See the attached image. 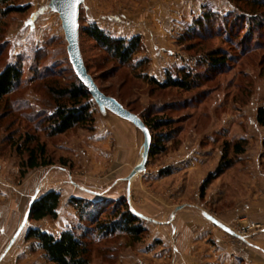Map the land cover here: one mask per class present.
<instances>
[{"label":"rangeland","instance_id":"rangeland-1","mask_svg":"<svg viewBox=\"0 0 264 264\" xmlns=\"http://www.w3.org/2000/svg\"><path fill=\"white\" fill-rule=\"evenodd\" d=\"M10 3L27 10L5 18L0 14V71L16 63L23 70L19 88L0 103V234L15 230L9 220H2L3 214L9 218L18 213L23 228L18 227L14 233L23 235L14 240V247L21 252L17 264H26L29 256L47 264L35 244L24 238L35 224L25 216L30 204L54 190L60 194L58 219L51 222L54 232L78 227L71 199L80 196L78 199L94 201L86 190H115V185L103 184L108 180L107 167L113 166L116 152L126 154L133 144L134 169L142 160L144 137L131 123L110 111L101 112L95 103L92 130L73 129L60 136H48L45 119L54 109L48 85L63 87L76 77L61 19L50 9L51 0ZM255 21L260 22L257 31L252 26ZM79 24L81 28L97 25L117 38L142 39V48L130 66H123L90 37L81 35L84 59L107 96L116 98L143 119L170 122L167 129L151 132L156 140L159 135L173 138L163 144L164 152L149 157L146 170L137 175L139 183L149 186L157 198L165 196L172 208L182 203V196L191 193L198 211L215 216L242 212L253 208L254 203L264 205V127L257 122V112L264 107V9L257 13L234 0H85ZM217 50L226 52L231 60L226 67L214 70L205 61H209L210 52ZM183 68L203 77L199 88L188 92L160 90L145 79L163 83L168 74L178 77ZM28 136L44 144L52 164L30 170L22 178L20 165L27 155L20 157L14 146L23 145ZM242 139L247 142L244 153L212 182L203 197L200 186L182 185L190 182L188 172L203 166L215 170L223 144ZM125 184L126 181L117 184L121 195ZM110 191L108 198L94 202L105 201V209L113 206L120 198H109L113 193ZM138 198L133 191L131 201L127 200L144 218L143 240L130 246L123 237L103 243L92 238L91 264H117L128 248L146 245L153 228L150 221L156 216L144 213L146 208ZM231 229L239 235L240 242L249 238L252 242L263 225L241 218ZM9 244H0V256ZM161 244L155 241L145 250ZM110 247H114L113 251Z\"/></svg>","mask_w":264,"mask_h":264},{"label":"trees","instance_id":"trees-1","mask_svg":"<svg viewBox=\"0 0 264 264\" xmlns=\"http://www.w3.org/2000/svg\"><path fill=\"white\" fill-rule=\"evenodd\" d=\"M234 1L244 3L247 8L253 11L257 10V13L264 9V0ZM10 2L11 0H0V7L2 6L0 8V14L2 18L13 13H24L27 10V7H17ZM207 17L209 19L210 14ZM203 22H207V19H203ZM257 22H252L254 30H256V27L258 29L260 28V22ZM198 25L201 27L203 24L199 21ZM253 29L249 27V31ZM227 30L228 27H225V33H227ZM254 30L252 32H255ZM230 32H233L232 27H230ZM81 35L90 37L115 61L123 66H130L134 56L142 48V39L140 36H135L130 39L113 37L97 25H91L86 28L80 27V48ZM236 38L238 37L236 36ZM207 57L209 61L205 62L214 70L226 67L231 60V57L222 50L210 52ZM83 60L88 73L92 76L84 56ZM22 75V67L17 63L7 65L4 70L0 71V103L19 88ZM202 78V76L195 75L194 72L186 68L179 70L178 77L168 74L163 83L158 82L154 78L145 77L148 83L157 89L165 90L174 88L186 92L199 88ZM98 88L107 96L99 86ZM48 91L54 100L53 112L45 119L48 136H60L73 129L92 130L94 128L95 118L93 106L95 101L87 87L78 79L77 75L75 80L66 86L48 85ZM113 99L118 101L116 98ZM138 117L151 132H156L163 128L167 129L170 125L169 121L147 120L140 116ZM257 122L261 127H264V107L260 108L257 112ZM172 138V135L165 137L159 135L156 140L152 136L149 157L164 152L165 148L163 144L171 141ZM33 143H35V146L31 147L30 145ZM246 143V140L242 139L233 144L229 142L223 144L222 157L216 169L208 174L200 187L202 197L214 180L218 179L235 165V158L244 153ZM14 148H16L20 157L24 156V154L27 155V158L22 160L20 165V176L22 178L30 170L45 168L52 164L47 159V151L44 144L37 142L34 137L28 136L23 142V145L17 144ZM59 201L60 194L56 191H49L42 195L33 202L28 215L29 220L40 221L44 218L56 219L58 217ZM70 202L77 211V217L80 223L78 227L64 230L57 237L38 228H31L27 232L26 241L32 240L35 242L37 248L42 251L44 259L48 263L91 264L92 238H98L97 241L103 243L107 239L115 240L117 239L116 237H123L130 246L143 240L146 232L143 223L144 218L131 208L127 198H120L108 209H105V201L94 202L86 199L72 198ZM110 248L113 251L112 248L114 247Z\"/></svg>","mask_w":264,"mask_h":264},{"label":"crops","instance_id":"crops-1","mask_svg":"<svg viewBox=\"0 0 264 264\" xmlns=\"http://www.w3.org/2000/svg\"><path fill=\"white\" fill-rule=\"evenodd\" d=\"M158 13L159 10L156 12L157 17H159ZM130 138H132L131 135ZM132 145L131 149L126 151V154H120L119 151L116 152L113 166L107 167L109 171L108 180L103 184L110 183L113 184V187L114 185L117 187L115 190L111 187L113 191L111 196L114 197H109L111 199H119L125 195L131 201L134 191L136 198L139 195L138 199L144 203L143 206L146 209L143 212L156 216V220L150 221L153 228L150 231L146 245L144 244L142 247H135L134 249L128 248L121 254V259L117 264H264V205L254 203L253 208H244L242 212L239 210L234 214L227 210L228 212L215 216L214 214H204L198 211V203L192 198L190 193L182 196V203L172 208L165 196L157 198L150 191L151 189L149 190V186L145 187L137 181V176L130 182L126 180L127 178L125 177L130 175L133 170L131 167L135 163ZM199 168L202 169L196 170L194 173L188 172L190 176L187 178H191L190 182H182V185L184 184L186 188L193 185L201 187L208 174L214 171L209 170L206 166ZM185 172L186 170H184V175ZM124 181H126L124 195H121L119 194L121 187L117 186V184ZM86 191L95 201L108 198L107 193L110 190L105 193ZM77 197L82 198L80 196ZM29 212L25 216L28 217ZM18 217V213L15 212L10 214L9 218L8 215L5 217V214H3L2 220H9L12 223L11 228L16 230L21 226ZM241 218H247L251 222L263 225V229L251 239L252 242H250V238L240 242L239 235L231 231V226ZM57 219L58 217L56 219L44 218L40 221H33L35 224L29 229L38 228L57 237L62 231H59L58 234L55 233V226L51 223ZM22 228L23 223L20 229ZM14 232H3L0 234V244L8 245L11 242L9 246L3 249V254L0 256V264H17L21 252H18V249L14 247L16 243H14V240H20L23 232L17 234V236ZM27 232L25 237L23 236L25 241ZM155 241H159L162 244L158 247L154 245L155 247L145 250L146 246L153 245ZM26 242L33 241L29 240ZM35 247H37L36 244ZM42 258L45 260L43 253ZM26 259L28 261H26V264H44L39 258L37 261L32 256ZM45 262L47 261L45 260ZM47 264L50 263L47 262Z\"/></svg>","mask_w":264,"mask_h":264},{"label":"water","instance_id":"water-1","mask_svg":"<svg viewBox=\"0 0 264 264\" xmlns=\"http://www.w3.org/2000/svg\"><path fill=\"white\" fill-rule=\"evenodd\" d=\"M83 3L84 0H51L50 9L56 12L61 19L62 28L67 41V52L73 70L78 79L89 90V93L93 97L95 104L98 106L100 111H110L117 117L131 123L143 134L144 147L142 160L126 179L128 182H130L134 177L146 170L152 146L151 131L137 115L128 111L115 99L102 93L93 77L88 73L80 48L79 19L80 8ZM33 202L30 204L29 211L33 205Z\"/></svg>","mask_w":264,"mask_h":264}]
</instances>
